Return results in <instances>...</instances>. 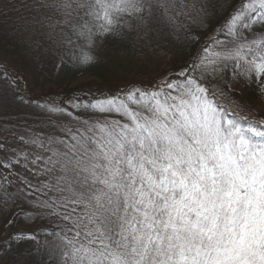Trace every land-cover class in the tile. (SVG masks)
Listing matches in <instances>:
<instances>
[{"label":"snow or ice","instance_id":"snow-or-ice-1","mask_svg":"<svg viewBox=\"0 0 264 264\" xmlns=\"http://www.w3.org/2000/svg\"><path fill=\"white\" fill-rule=\"evenodd\" d=\"M4 25L57 67L130 36L160 70L29 100L0 66V112L36 110L0 136V264H264V0H0Z\"/></svg>","mask_w":264,"mask_h":264},{"label":"trees","instance_id":"trees-1","mask_svg":"<svg viewBox=\"0 0 264 264\" xmlns=\"http://www.w3.org/2000/svg\"><path fill=\"white\" fill-rule=\"evenodd\" d=\"M77 42L80 43V41ZM30 43L32 39L28 35L15 33L8 25L0 26V66H7L10 71H30L32 73L27 88L20 85L29 100H37L45 93L57 100L73 92L98 94L111 89L114 93L118 86L138 82L160 70L159 63H143L133 54V43L130 36L123 39L107 37L99 48L85 49L91 51L96 57L95 62L87 66L77 64L72 70L63 65L57 67L59 53L48 52L47 45L30 55L26 51V44ZM71 55L79 56V50L72 47L71 52L65 58L68 59ZM86 77H92L95 80L72 88L80 79ZM0 87H3L2 80H0ZM249 100L254 108L258 99L249 97ZM35 111L33 104L10 103L3 112H0V135L14 139L4 132V128L8 126L4 122L13 121L23 125V128L18 129L19 132H23L35 119ZM20 230L30 231L24 228L21 222L19 228L12 227L7 229V232L11 234ZM4 239V231L0 229V244Z\"/></svg>","mask_w":264,"mask_h":264},{"label":"rangeland","instance_id":"rangeland-1","mask_svg":"<svg viewBox=\"0 0 264 264\" xmlns=\"http://www.w3.org/2000/svg\"><path fill=\"white\" fill-rule=\"evenodd\" d=\"M95 79L92 77H86L80 79L77 83H75L72 88L77 87L81 84H88L91 81H94ZM260 108H264V99H258L254 104V109L259 110ZM1 136V135H0Z\"/></svg>","mask_w":264,"mask_h":264},{"label":"clouds","instance_id":"clouds-1","mask_svg":"<svg viewBox=\"0 0 264 264\" xmlns=\"http://www.w3.org/2000/svg\"><path fill=\"white\" fill-rule=\"evenodd\" d=\"M96 59V57L93 55V60H95Z\"/></svg>","mask_w":264,"mask_h":264}]
</instances>
